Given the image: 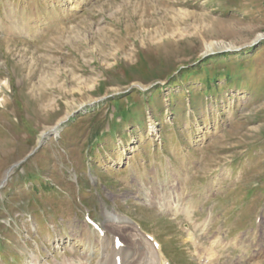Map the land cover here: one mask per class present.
I'll use <instances>...</instances> for the list:
<instances>
[{"label":"rangeland","instance_id":"1","mask_svg":"<svg viewBox=\"0 0 264 264\" xmlns=\"http://www.w3.org/2000/svg\"><path fill=\"white\" fill-rule=\"evenodd\" d=\"M67 7L0 0V264L97 240L105 209L169 264H264V0Z\"/></svg>","mask_w":264,"mask_h":264},{"label":"bare ground","instance_id":"2","mask_svg":"<svg viewBox=\"0 0 264 264\" xmlns=\"http://www.w3.org/2000/svg\"><path fill=\"white\" fill-rule=\"evenodd\" d=\"M80 2L83 3V0H67L68 7L64 9L63 12L69 14L72 11L77 10L79 8L77 7V4H79ZM59 29H62L61 31L63 33L68 31L66 27H61ZM56 39L58 40L59 37ZM214 47L226 49L232 47V44H227L223 41L212 42L206 44L205 50L211 51ZM48 133L50 132L42 133L41 136L48 135ZM6 177H8V175ZM148 194L146 193V198L150 203L152 202V199ZM163 195L164 196H162L161 200L162 202L157 203V206L160 209L172 213L173 216H177L181 213L179 208L181 207L183 210V214L188 217L194 216V211L192 209L193 203L190 204L186 202L187 199L184 201V198L179 196L172 198L169 192L168 194L164 193ZM103 216L104 219L101 227L96 229L98 232L99 230H102L101 235L97 233V240H92V237H88L86 235L78 236L76 235V233H74V237L76 238L75 243L77 245L76 248L70 247L72 245H70L69 247H64L65 245L63 246L62 244V246H60L59 244V249L62 253L57 255V257H51V260L44 259V261L42 262L33 253L29 258L28 264H169L168 262L163 261L164 255L161 249V245L157 241H155L152 236V241L149 242L143 235V233L138 230L137 227H135V225L126 220L116 211L110 212L105 209ZM208 223H211L210 220L204 221L203 226H201L202 231L210 228L211 224L208 225V228H205L206 224ZM193 227L197 231L198 227ZM85 229H87L89 232L92 231L91 228H88V225L85 226ZM189 235L192 236L193 233H190ZM108 236H110L111 238ZM190 238H193V236ZM195 238L196 240L199 239L197 235L194 237V239ZM115 239L121 243V246L116 247ZM193 242L194 248H196V246L200 243V241L195 240ZM155 243H158L157 248H154L153 246ZM202 245L204 244H201V246ZM195 250L197 251L199 249Z\"/></svg>","mask_w":264,"mask_h":264},{"label":"water","instance_id":"3","mask_svg":"<svg viewBox=\"0 0 264 264\" xmlns=\"http://www.w3.org/2000/svg\"><path fill=\"white\" fill-rule=\"evenodd\" d=\"M49 134H51V132L50 133H48V135ZM50 136V135H49ZM43 142L41 141V142H39V145H41ZM15 166H17V165H15ZM5 180V181H4ZM2 182H1V184H0V188L2 187V185L7 181V178H5Z\"/></svg>","mask_w":264,"mask_h":264},{"label":"trees","instance_id":"4","mask_svg":"<svg viewBox=\"0 0 264 264\" xmlns=\"http://www.w3.org/2000/svg\"><path fill=\"white\" fill-rule=\"evenodd\" d=\"M185 75V74H184Z\"/></svg>","mask_w":264,"mask_h":264}]
</instances>
